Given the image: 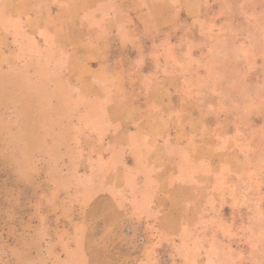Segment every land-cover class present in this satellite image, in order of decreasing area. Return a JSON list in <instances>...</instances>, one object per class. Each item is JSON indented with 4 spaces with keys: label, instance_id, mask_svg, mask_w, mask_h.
<instances>
[{
    "label": "rangeland",
    "instance_id": "1",
    "mask_svg": "<svg viewBox=\"0 0 264 264\" xmlns=\"http://www.w3.org/2000/svg\"><path fill=\"white\" fill-rule=\"evenodd\" d=\"M158 1L0 31V264H264V0Z\"/></svg>",
    "mask_w": 264,
    "mask_h": 264
},
{
    "label": "crops",
    "instance_id": "2",
    "mask_svg": "<svg viewBox=\"0 0 264 264\" xmlns=\"http://www.w3.org/2000/svg\"><path fill=\"white\" fill-rule=\"evenodd\" d=\"M4 5V13L0 15V19L5 18L9 21H16V30H15V23H9L8 26H2L0 24V31L5 34H11L13 32H17V30H24L27 31L29 34L34 36H40L42 32V27L44 28H52L54 31L53 34L56 32L60 37L64 38L66 36V28L65 23L60 21V19L70 20L72 24L80 29L77 26L78 21L80 19H91L93 16L89 15L86 12V7L89 3L94 2H104V0H50L49 2L57 5H68L69 10L68 13L64 17L57 12H48L42 13L34 11L32 7V3L35 2L33 0H1ZM114 2L124 3L126 0H113ZM50 3V4H51ZM160 5H166L165 0H160L156 4H152L150 6V11H154L156 7L160 8ZM166 12H165V11ZM164 14H158L154 17L156 18L157 22H162V25L170 23L168 18L170 16V11L168 9H164ZM168 11V13H167ZM59 19V20H58ZM21 24H20V23ZM20 24V25H18ZM159 26V25H158ZM157 26V27H158ZM58 28V29H57ZM13 30V31H12ZM81 30V29H80ZM78 49L79 52H82V47L79 43L73 45ZM2 52L10 51L11 49L4 50L2 47L0 48ZM15 50V48H13ZM105 65V64H104ZM116 74L121 77V70H116Z\"/></svg>",
    "mask_w": 264,
    "mask_h": 264
}]
</instances>
